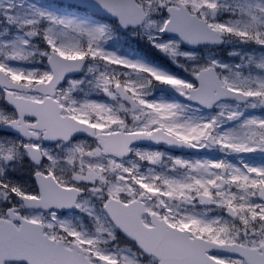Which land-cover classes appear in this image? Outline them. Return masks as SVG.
<instances>
[{"label": "snow or ice", "instance_id": "snow-or-ice-1", "mask_svg": "<svg viewBox=\"0 0 264 264\" xmlns=\"http://www.w3.org/2000/svg\"><path fill=\"white\" fill-rule=\"evenodd\" d=\"M0 264H264V0H0Z\"/></svg>", "mask_w": 264, "mask_h": 264}]
</instances>
